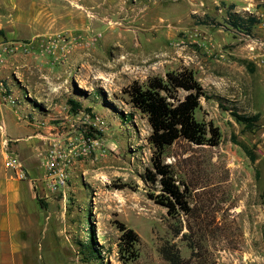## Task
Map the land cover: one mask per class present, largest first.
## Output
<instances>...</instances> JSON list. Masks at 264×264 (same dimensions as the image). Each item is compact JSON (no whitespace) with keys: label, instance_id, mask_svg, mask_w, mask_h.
<instances>
[{"label":"rangeland","instance_id":"1","mask_svg":"<svg viewBox=\"0 0 264 264\" xmlns=\"http://www.w3.org/2000/svg\"><path fill=\"white\" fill-rule=\"evenodd\" d=\"M34 2L32 18L53 16L65 27L35 36L32 28L24 39L1 28L0 44L20 45L2 54L3 64L30 54L32 68L15 63L8 70L55 127L38 129L39 186L24 204L21 225L0 238V264H264V0ZM234 14L249 30L232 25ZM181 68L204 87L209 98H201L196 117L217 127L220 140L211 146L178 139L165 149L163 163L188 207L169 215L154 199L159 184L144 180L152 169L150 126L123 91ZM74 97L81 100L77 112L104 123L93 130L85 116L67 117V109L77 113L67 102ZM232 110L257 120L247 129ZM45 135L62 146L71 138L76 150L89 145L86 137L99 141L71 155L66 184L56 191L41 182ZM123 226L138 235V257L130 262L118 253Z\"/></svg>","mask_w":264,"mask_h":264},{"label":"trees","instance_id":"2","mask_svg":"<svg viewBox=\"0 0 264 264\" xmlns=\"http://www.w3.org/2000/svg\"><path fill=\"white\" fill-rule=\"evenodd\" d=\"M247 22L239 15H232L231 23L239 29L249 30L250 23ZM179 91L184 93L183 97L178 96ZM123 92L127 96V102L147 118L150 126L148 142L153 148L152 169H146L144 180L159 184L161 193L154 195L155 201L166 206L169 215L178 209L187 212L184 194L176 184L169 165L163 163V155L165 149L178 139L197 145L218 144L220 133L217 127L196 117L201 98H209L204 87L191 69L181 68L166 72L164 77H149L144 83L133 81ZM67 102L73 112L81 108V103L75 99L69 98ZM84 110L90 111V108ZM231 115L236 123L247 129L257 120L256 115L248 116L235 110L231 111ZM120 230V258L122 262L133 261L138 257V235L124 226Z\"/></svg>","mask_w":264,"mask_h":264},{"label":"crops","instance_id":"3","mask_svg":"<svg viewBox=\"0 0 264 264\" xmlns=\"http://www.w3.org/2000/svg\"><path fill=\"white\" fill-rule=\"evenodd\" d=\"M34 7V0H0V29L2 28L10 39H24L41 32L56 33L65 27L61 20L53 16L48 21H41L39 18L42 16L39 14L32 18L34 14L31 15V10ZM37 17L39 18L37 19ZM33 20H37V22L35 23ZM32 28L35 30V34L30 36L28 33ZM76 53L77 51L72 55L74 56ZM29 55L17 54L8 57L7 62L1 64L0 78L6 88L10 90L11 96L16 99V104L8 102V98L2 97L0 93V238L6 235L12 236L15 233L16 227L21 225V216L25 212L24 204L34 196V191L38 189L39 170L36 152L41 142L39 139L41 134L37 132L38 129L50 130L49 126L40 124L42 121L47 124L46 116L42 117L41 111L30 105V99L21 94L15 78L11 77L8 70L15 63L22 67L32 68L34 61ZM32 80L34 79L26 78V81L31 82ZM74 99L81 103L78 97H74ZM5 100L7 101L5 102ZM103 110L112 113L108 107L104 106ZM51 125L53 129L55 126ZM7 151L17 153L24 169L34 179L33 182L13 177L11 172L4 167ZM0 255H2L1 250Z\"/></svg>","mask_w":264,"mask_h":264},{"label":"built area","instance_id":"4","mask_svg":"<svg viewBox=\"0 0 264 264\" xmlns=\"http://www.w3.org/2000/svg\"><path fill=\"white\" fill-rule=\"evenodd\" d=\"M260 24L264 26V20ZM241 35L243 37H247V38L249 37V35L244 32H241ZM51 46H53L54 48L58 47L57 43H51ZM19 47L20 45L14 46L12 44L10 45L0 44V66L3 63L2 54L4 53L9 54L11 52H14ZM68 49H69V46L67 45L61 47V50L63 53H67ZM260 61L264 62L263 59H261ZM0 88L3 91V93H1L2 97L4 98L7 97L8 102L15 105L16 99L11 96V93H5L6 88L4 87L2 81H0ZM7 100H5V102ZM83 114L84 113L82 111H79L75 115H72L69 109L66 110L67 117L74 118L75 116V118H81V116L82 117L85 116V120L87 121L90 128L93 130H96V127L98 128L100 127L101 124L104 123L103 120L100 119L98 116L91 118V120H89L90 119L89 114H84V115ZM40 124L44 126H49L48 128L52 130L53 126L46 124L45 121H42ZM44 138H46L47 140L46 143L48 144V148L45 150V153L42 156L43 159H42L41 166H42L43 172L41 174V182L50 191H56L65 186L67 177H68V169L72 165V160L70 159V157L74 152L79 151L80 153H84V152L89 151V148H93L94 146L99 144V141L97 139H94V138L91 139L89 137H86L85 140L89 141V145L85 146V145L78 144L79 150H76L77 145H75L71 141V138H67L68 143H66L65 146H62V144H60L61 141L59 138H51V137H48L47 135H45ZM85 140L83 138L82 141L85 142ZM4 167L11 172L13 177L19 180H29L31 182L34 181V179L28 175L27 171L24 169V165L22 161L20 160L17 153H15L14 151L6 152L5 159H4Z\"/></svg>","mask_w":264,"mask_h":264}]
</instances>
